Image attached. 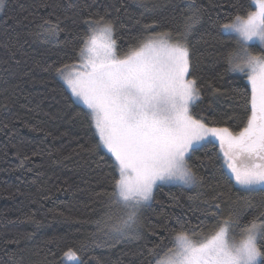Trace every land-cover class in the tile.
I'll return each mask as SVG.
<instances>
[{"label": "snow or ice", "instance_id": "snow-or-ice-1", "mask_svg": "<svg viewBox=\"0 0 264 264\" xmlns=\"http://www.w3.org/2000/svg\"><path fill=\"white\" fill-rule=\"evenodd\" d=\"M134 3L141 16L155 14L161 7L159 0ZM4 4L5 0H0V8ZM255 5L257 10L246 17L237 14L219 23L220 35L234 37L235 47L227 55L226 71L246 75L250 85V96L247 91L242 94L248 115L238 132L210 126L205 117L193 112L204 91L192 75L191 37L203 26L205 13L199 0H180L167 23L153 20L143 25L126 50L118 47L117 23L111 11L126 10L122 0L119 7L109 5L103 12L93 11L87 0H75L71 7L87 13L79 16L83 33L73 32L78 21L68 14L57 16L53 22L51 16L58 4L50 0L44 5L53 12L28 35L33 43L52 47L79 42L73 48L75 62L48 65L44 70L54 71L72 97L88 110L84 114L98 141L92 149L84 144L79 147L104 151L111 157V190L94 193L98 201L107 198L105 210L93 221L96 231L81 243L80 253H87L90 246L142 239L141 220L155 199L154 189L164 184L200 187L203 178L189 161L195 152L218 142L220 152L215 160L219 190L202 201L200 209L206 218L210 215L216 221L211 231L199 234L197 228L177 217L174 248L160 256L162 238L159 243L146 245L141 255L148 258V264H264V0H255ZM69 20L72 27L65 23ZM61 32L68 34L63 42L59 40ZM250 41H259L260 53L250 50ZM207 88L213 95L220 91L212 83ZM223 186L243 194L228 207L226 215ZM256 194L261 198L253 203ZM251 209L254 215L242 224L241 217ZM237 229L239 241L235 239ZM152 235H157L155 228ZM64 256L78 264L81 260L73 250ZM16 264H24L23 258Z\"/></svg>", "mask_w": 264, "mask_h": 264}, {"label": "trees", "instance_id": "trees-1", "mask_svg": "<svg viewBox=\"0 0 264 264\" xmlns=\"http://www.w3.org/2000/svg\"><path fill=\"white\" fill-rule=\"evenodd\" d=\"M49 2L5 0L0 8V264H16L21 257L24 264H78L64 256L69 250L81 256L79 264H148V258L141 255L146 245L159 243L163 238L160 256L174 248L177 217L197 228L199 234L207 235L216 221L210 215L206 218L200 209L202 201L219 190L215 160L220 152L218 142L191 156L190 165L203 178L200 187L164 184L154 189L155 199L141 220L142 239L121 241L114 246H90L87 253H80L81 243L96 231L93 221L105 210L107 198L98 201L94 193L111 190V157L104 151L87 150L98 141L94 127L84 114L88 110L72 97L54 71L44 70L48 65L75 62L73 48L79 42L52 47L33 43L28 35L42 23V18H49L53 12V8L44 6ZM122 2L126 10L119 13L111 10L121 50L134 43L132 37L140 34L143 25L153 20L167 23L173 7L180 4V0H159L161 7L155 14L141 16L134 0ZM199 2L205 13L203 26L191 37L192 75L199 79L204 91L193 112L205 117L210 126L230 127L238 132L246 123L248 112L242 94L247 91L250 96V85L246 75L226 71L227 55L235 47L234 37L220 35L219 23L237 14L246 17L254 10V2ZM51 3L59 5L51 16L53 22L57 16L68 14L78 21L73 32L83 33L79 16L87 13L71 7L75 0H51ZM87 3L93 5V11L103 12L109 5L119 7L121 0H87ZM65 23L72 27L70 20ZM66 36L67 33L61 32L59 40L63 42ZM249 47L254 54L261 51L257 43H250ZM208 83L218 88L219 93L213 95L207 88ZM79 144L86 145L87 149L80 148ZM223 190L226 215L228 207L243 194L229 191L227 186ZM260 198L256 194L253 203H258ZM254 213V209L245 212L241 223L246 224ZM154 228L157 235H152ZM240 238V229H237L235 239Z\"/></svg>", "mask_w": 264, "mask_h": 264}, {"label": "rangeland", "instance_id": "rangeland-1", "mask_svg": "<svg viewBox=\"0 0 264 264\" xmlns=\"http://www.w3.org/2000/svg\"><path fill=\"white\" fill-rule=\"evenodd\" d=\"M253 2H254V6H255L253 11H256V10H257V7H256V5H255V0H253ZM250 43H257V44H259V41H250L249 44H250ZM79 102H80V101H79ZM237 241H239V239H238Z\"/></svg>", "mask_w": 264, "mask_h": 264}]
</instances>
